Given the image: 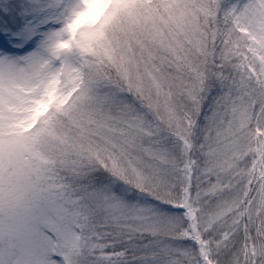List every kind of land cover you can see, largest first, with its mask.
Wrapping results in <instances>:
<instances>
[{
    "label": "snow or ice",
    "instance_id": "1",
    "mask_svg": "<svg viewBox=\"0 0 264 264\" xmlns=\"http://www.w3.org/2000/svg\"><path fill=\"white\" fill-rule=\"evenodd\" d=\"M0 264H264V0H0Z\"/></svg>",
    "mask_w": 264,
    "mask_h": 264
}]
</instances>
